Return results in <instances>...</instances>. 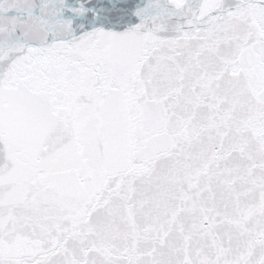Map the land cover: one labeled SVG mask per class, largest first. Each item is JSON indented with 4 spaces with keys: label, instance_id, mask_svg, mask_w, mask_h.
I'll return each instance as SVG.
<instances>
[{
    "label": "snow or ice",
    "instance_id": "snow-or-ice-1",
    "mask_svg": "<svg viewBox=\"0 0 264 264\" xmlns=\"http://www.w3.org/2000/svg\"><path fill=\"white\" fill-rule=\"evenodd\" d=\"M0 264H264V0H0Z\"/></svg>",
    "mask_w": 264,
    "mask_h": 264
}]
</instances>
